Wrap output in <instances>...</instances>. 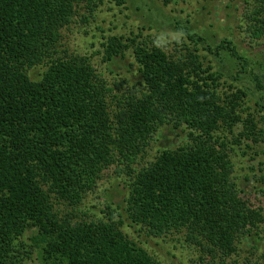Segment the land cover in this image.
Listing matches in <instances>:
<instances>
[{"label": "trees", "instance_id": "16d2710c", "mask_svg": "<svg viewBox=\"0 0 264 264\" xmlns=\"http://www.w3.org/2000/svg\"><path fill=\"white\" fill-rule=\"evenodd\" d=\"M76 4L0 0V264H159L123 232V221L73 222L58 208L79 206L112 167L128 170L124 206L134 226L156 238L184 234L202 264H227L224 257L264 223L263 208L233 178L228 146L229 136L249 148L264 141L260 122L246 114L247 92L220 90L221 75L198 49L177 57L112 36L105 61L132 50L140 78L114 94L89 57L58 56ZM244 6L247 34L263 43L264 0ZM220 47L242 62L241 72L252 67L232 41ZM254 65L263 89L264 63ZM40 66L46 70L33 80L28 71ZM165 126L187 142L133 167Z\"/></svg>", "mask_w": 264, "mask_h": 264}, {"label": "rangeland", "instance_id": "374dc122", "mask_svg": "<svg viewBox=\"0 0 264 264\" xmlns=\"http://www.w3.org/2000/svg\"><path fill=\"white\" fill-rule=\"evenodd\" d=\"M75 6L72 23L62 30L58 56L89 57L97 74L115 89L114 94L139 86L140 78L132 50L114 64L105 61L104 45L110 37H122L126 44H130L129 39L149 47H161L177 57L187 48L198 49L205 66H211L213 72L221 75L220 90L232 85L247 92L246 114L253 115L264 131V88L254 81L259 72L257 66H253L259 61L264 63V42H252L247 34L244 0H171L169 4L164 0H77ZM225 39L232 41L238 52L250 61L252 67L246 72H241L242 62L228 50L218 48ZM45 70L44 66L32 68L28 75L37 80ZM185 135L181 130L163 127L140 156V166L133 167L147 166L160 151L183 145L187 142ZM247 144L237 145L229 136L233 178L252 205L264 210V141L257 145L249 143L251 148ZM127 172L116 167L106 170L95 190L87 194L79 206L60 205V212L73 222L105 221L110 217L123 221V232L159 264H202L200 259L205 258L204 254L187 243L184 234L156 238L131 223L124 206L126 182H129ZM224 258L227 264H264V223L255 233L242 238L235 255ZM209 260L206 258L203 264H210ZM23 264H38V261L33 258Z\"/></svg>", "mask_w": 264, "mask_h": 264}]
</instances>
